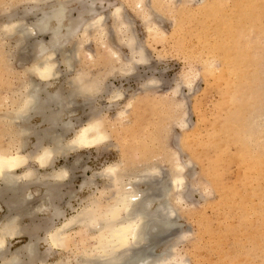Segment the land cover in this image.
Masks as SVG:
<instances>
[{"label":"rangeland","instance_id":"rangeland-1","mask_svg":"<svg viewBox=\"0 0 264 264\" xmlns=\"http://www.w3.org/2000/svg\"><path fill=\"white\" fill-rule=\"evenodd\" d=\"M5 1L8 3L3 4ZM20 1L0 0V15L8 6L22 11L25 4ZM131 1L96 0L97 14L108 15L104 23L107 37L100 39L98 33L91 34L78 48L74 67L67 70L60 66V81L48 89L53 91L59 85L68 89L65 81L72 79L76 70L85 71L88 76L106 74L107 90L99 92L91 104L94 112L101 111L107 123L114 124L108 127L104 143L76 149L55 159L54 168L64 163L73 167L70 166L69 171L71 179L66 180L68 185L62 187V192L71 194L72 190L73 194L64 195L61 209L65 208L64 214L70 216L74 212L71 207L83 206L84 199L93 190L104 189L111 193L110 184L99 176L93 178L94 186H82L84 178L89 176L86 180H91L93 173L109 164L118 163L128 170L134 168L130 171L137 174L150 165L160 170L166 187L170 192L173 190L174 195L169 193L167 199L175 207L173 225L164 237L172 240L159 241L152 251L154 255L160 254L168 245L187 264H264V0H164L161 5L154 0H144V9L153 11L152 19L157 20L152 23L158 22L156 25L162 35L148 32L147 24ZM115 6H120L130 20L129 26L148 57L130 71L123 66L129 57L128 50L119 40L120 35L114 30L109 16ZM76 13L74 9L72 16ZM101 41H105L103 45ZM4 43L0 45L1 52L9 48L7 41ZM107 47L115 51L114 57L110 56ZM1 52L0 59L4 61L0 62V100H9L12 90L20 88L29 76L21 71L31 60L21 58L23 55L19 54L10 64L12 70L6 71L2 63L6 54ZM18 57L21 60L16 59ZM124 69L128 73H124ZM228 78L232 82H228ZM150 79L156 86L148 89L144 83ZM188 80L189 87L186 85ZM174 87L178 94L173 92ZM113 90L120 92V97L110 98ZM6 99L5 103L8 102ZM81 101V98L74 100L73 115L64 116V120L72 117V123L77 121L74 124L78 125L88 119L91 108ZM259 106L260 118L256 113ZM125 109L127 112L118 117L117 113ZM2 113L3 107H0V115ZM178 115L185 119V127L178 124ZM253 117L256 122L252 121ZM31 121L35 123L38 118ZM72 135L70 131L65 137L68 139ZM8 138L7 129L0 126V143L5 145ZM33 142L34 137L30 136L26 150L31 149ZM233 155L237 161L233 160ZM177 156L179 164L183 162V168L186 167L182 170L184 188L178 190L169 183L175 170L173 165L178 163ZM139 187L141 192L145 190L142 184ZM180 190H184L183 193ZM179 191L183 200L178 197ZM142 196L146 194L143 192ZM173 196L175 198L171 199ZM178 199L182 200L179 205L173 203H178ZM38 235L41 237L44 232L40 231ZM10 240V248L14 249L27 238L21 236ZM45 247L40 241L38 249L43 251ZM63 255L65 253L49 259L53 261Z\"/></svg>","mask_w":264,"mask_h":264},{"label":"bare ground","instance_id":"bare-ground-1","mask_svg":"<svg viewBox=\"0 0 264 264\" xmlns=\"http://www.w3.org/2000/svg\"><path fill=\"white\" fill-rule=\"evenodd\" d=\"M143 1L132 0L131 3L147 24L148 32L162 35L159 25H156L158 22L152 23L157 20L152 19L153 11H146ZM154 1L160 5L164 2V0ZM5 2L3 4L8 3ZM20 2L25 4L22 11L8 6L9 8L2 9L0 15V45L4 41L9 45H6L9 47L8 50L3 51L6 54V60L2 62L4 69L11 71L10 64L19 54V56L23 55L21 58L31 60L29 65L20 66L23 68L21 72L29 75L26 76L27 79L24 76V81L21 80V87L12 90L14 96L11 95L9 100L5 98L8 102L5 103V99L0 100V107H3L0 126H4L9 135L5 145L0 143V264H187L168 245L158 255L152 252L159 241L169 238L164 237L173 225L172 217L175 214V207L167 199L169 193L173 194V190L170 192L166 187L162 173L155 167L149 165L143 173L137 174L134 170L131 172L134 168L130 171L127 167H120L121 164L118 163L105 166L100 172L93 173L91 180H86L89 176L84 178V181L81 179L82 186H92L93 178L99 176L110 184L111 193L104 189L98 191L96 188V192L93 190L84 199L86 201L83 206L71 207L72 210L74 209L72 215L64 214L65 208L61 209V204L64 203L63 197L70 193L62 192V187L68 185L66 180L72 177L69 172L71 165L64 163L54 168L55 159L65 157L76 149L91 148L104 143L108 137V127H113L114 124L107 123L101 111L94 112L91 104L93 98L107 88V84H104L106 74L88 76L85 71L76 70L72 79L63 80L69 85L68 89L64 90L60 85L53 91L48 89L53 83H57V80L60 81V66L67 70L74 67V59L79 53L78 48H81V44L87 41L91 34L98 33L100 39L107 37L104 23L108 15L97 14L96 0H21ZM74 9L77 11L76 16H72ZM121 10L120 6H115L109 16L114 30L120 35L119 40L128 50L129 57L123 66L130 71L143 64L148 57L145 48L129 26L130 20H127ZM104 42L101 41L100 44L103 45ZM68 47H71V50ZM109 50L110 56L114 57L115 51L112 48ZM21 58L16 59L21 60ZM2 60L0 59V62ZM125 69L124 73H128ZM44 70L47 72L41 76L40 72ZM220 78L224 80L223 77ZM229 80L232 82V79L228 78V82ZM145 83L144 86L148 89L155 85L154 80L151 79L147 84ZM186 85L189 87V80ZM176 89L174 87L173 92L178 94ZM230 89L229 93L232 91ZM120 95L121 93L115 90L110 98L115 99ZM78 98L82 99L83 105H88L91 109L88 119L84 122L80 120L81 123L75 125L77 121L72 123V117L66 119L67 121L63 118L73 115L72 110L76 107L74 100ZM129 106L130 100L126 104L127 108ZM258 110L260 111V106L256 110L260 118L261 114ZM125 112L126 109L121 110L117 116L121 117ZM257 114L254 115L255 118ZM182 116L178 115L177 121L180 127H185L186 121ZM33 118H38V121L33 123L31 121ZM262 118L264 119L263 116ZM248 124L250 125L249 121ZM70 131L73 135L66 139L65 136ZM246 134L248 137L249 134ZM30 136L34 137V142L31 144V149L26 150ZM224 150L226 151L227 148ZM177 159L178 156L176 158L178 163L173 165L175 170L173 174L170 173L171 179H169L170 185L176 190L181 189L180 187L185 184L182 170L186 168H183V162L179 164L180 161ZM233 160L237 161L236 158ZM40 169H44V172L40 173ZM174 180H181L182 183L174 184ZM140 184L145 187L143 192L146 196H142ZM184 190L180 191L183 193ZM180 191L178 197L182 199ZM72 194L71 190L69 196ZM175 196L177 199V195ZM182 200L178 199V203H173L179 205ZM40 231L44 232L41 237L38 235ZM17 235L26 236L27 241L11 249L10 239ZM40 241L46 245L43 251L38 249ZM60 253L65 255L50 261L51 256Z\"/></svg>","mask_w":264,"mask_h":264},{"label":"snow or ice","instance_id":"snow-or-ice-1","mask_svg":"<svg viewBox=\"0 0 264 264\" xmlns=\"http://www.w3.org/2000/svg\"><path fill=\"white\" fill-rule=\"evenodd\" d=\"M46 72H47V70L40 72L41 76H44L46 74ZM177 167H179V165H177ZM180 183H182L181 180H174V184H180Z\"/></svg>","mask_w":264,"mask_h":264},{"label":"crops","instance_id":"crops-1","mask_svg":"<svg viewBox=\"0 0 264 264\" xmlns=\"http://www.w3.org/2000/svg\"><path fill=\"white\" fill-rule=\"evenodd\" d=\"M18 237L20 238V237H21V235H19V236H18V235H17V236H15V238H18ZM22 237H25V238H26V236H22ZM11 241H12V240H11ZM17 241H21V240H17Z\"/></svg>","mask_w":264,"mask_h":264}]
</instances>
